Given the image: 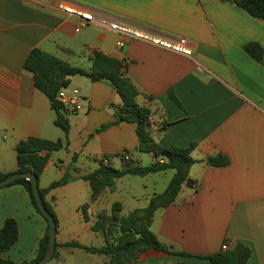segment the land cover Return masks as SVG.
Masks as SVG:
<instances>
[{"label":"crops","instance_id":"crops-1","mask_svg":"<svg viewBox=\"0 0 264 264\" xmlns=\"http://www.w3.org/2000/svg\"><path fill=\"white\" fill-rule=\"evenodd\" d=\"M60 3L167 38L185 37L193 55L180 56L129 41L99 24L76 32L79 20L58 10ZM253 42L264 49V21L222 0H0V174L17 172L16 148L21 141L60 138L51 128L56 113L49 98L24 69L30 52L40 48L86 71L92 67L94 54L103 53L127 63V74L140 90L137 103L151 111V133L156 142L180 148L196 144L192 157L198 162L190 171L196 186H184L173 205L155 213L152 232L172 251L198 257L242 243L252 251L247 264H264V56L257 62L247 54L245 45ZM72 84L78 85L85 107V128L79 139L82 148L72 149V138L66 140L76 166L56 161L54 152L39 178V188L45 190L68 174L74 181L62 187H83L90 202L75 208L70 237L57 197L62 187L46 194L45 201L57 216L59 246L51 260L57 264H68L70 257L81 253L92 257L82 249L64 247L68 242L97 248L105 245L104 240V244L89 246L87 239L99 235L92 231L93 222L114 203H105L108 189L92 201L90 184L81 177L99 167L82 171V155L101 165L108 156L128 151L140 163L155 162L152 155L138 151L136 124L112 125L98 132L117 121L112 106L121 104L109 83H93L76 75L71 77ZM219 154L227 156L230 164L211 167L209 159ZM152 197L145 199L144 207L120 203L130 214L146 208ZM85 205L89 221L81 211ZM9 218L19 225V240L4 258L19 264L34 261L48 224L21 185L0 190V229ZM140 264L211 263L150 250Z\"/></svg>","mask_w":264,"mask_h":264},{"label":"trees","instance_id":"trees-1","mask_svg":"<svg viewBox=\"0 0 264 264\" xmlns=\"http://www.w3.org/2000/svg\"><path fill=\"white\" fill-rule=\"evenodd\" d=\"M232 3L246 11L255 19L264 21V0H222ZM247 54L257 62H261L264 56V49L258 43L245 45ZM24 69L30 72L34 78L35 87L45 94L50 102L52 109L56 113L55 125L62 129L66 134L69 132V122L67 114L57 100V96L63 88L71 85V77L83 75L88 77L91 82H107L116 91L121 99V104L114 106L117 110V121L111 125L102 126L100 131H105L112 125L122 123L136 124L137 136L139 139L138 151L153 156L155 162L150 165H142L134 159L128 151L113 155L122 161V168L117 169L113 166L110 158L108 164L101 163L100 167L89 174L83 175L81 179L90 184L92 201H96L106 189H112L116 180L126 175H136L145 177L159 172L173 170L174 176L165 191L154 195L149 205L144 209H138L130 213L127 217H121L123 205L116 202L112 205V216L110 233L113 227L119 229L120 236L116 241L110 242L108 233L105 232L106 225L100 221L92 226V231L105 235V245L101 248L87 247L77 241L64 244V247L82 249L94 255L107 256L109 261L106 264H137L139 254L156 250L161 253L173 256L190 257L208 260L211 264H247L252 256L249 247L242 243L236 244L233 249L221 251L207 257L192 256L184 252H175L159 240L157 235L152 232L151 226L155 213L160 209H165L175 203L184 186L195 187L196 181L190 177L191 168L198 162L192 157L196 144L192 143L186 148L175 146H162L156 142L151 133V111L146 107H141L137 103L140 90L133 83L127 74V63L121 62L116 58L109 57L103 53H96L92 58V67L89 71L72 67L67 62L52 56L40 48H34L24 63ZM173 100L175 99L172 95ZM68 142L63 140H46L42 138H29L21 141L16 148L18 170L16 173H33L38 179L44 172L51 155L67 149ZM76 160V158H74ZM230 164L227 156L219 154L209 159L211 167H226ZM12 174H0V181ZM74 181L70 175H66L60 181L53 182L47 189L41 190V195L47 211L55 218L57 216L53 208L45 201V196L51 190L65 186ZM21 185L28 193L31 203L36 211L41 215L33 196L32 184L25 178H20L12 182L9 186ZM88 205L81 211L86 221L88 217ZM99 214L100 219H105ZM44 218V217H43ZM46 220V219H45ZM47 222V220H46ZM48 224V222H47ZM49 224L44 237L42 238L37 257L34 261L20 264H36L41 261L47 250L49 235ZM19 240V225L13 218L5 221L3 228L0 229V264H19L4 258L5 252L9 251ZM59 245H56V248ZM56 257V252L55 256Z\"/></svg>","mask_w":264,"mask_h":264},{"label":"rangeland","instance_id":"rangeland-1","mask_svg":"<svg viewBox=\"0 0 264 264\" xmlns=\"http://www.w3.org/2000/svg\"><path fill=\"white\" fill-rule=\"evenodd\" d=\"M71 87V86H70ZM72 87H78L77 84H72ZM115 108L112 106V109ZM55 113H53V116ZM81 114L78 118V116ZM79 114H67V117L70 122L71 130L69 132V135H67L62 129L59 127H56L55 125H51V128H54L55 132L60 136V138H55V140L61 139L64 141L71 140L72 138V149H81L80 145V136L81 131L83 128H85V117L83 112H80ZM101 128V127H100ZM100 128L98 130H100ZM109 129V128H108ZM107 130V129H106ZM105 130V131H106ZM99 132V131H98ZM104 132V131H100ZM84 134V133H83ZM82 134V135H83ZM59 136H52V137H59ZM81 147V148H80ZM71 148L62 150L60 152H57L54 154L53 158L58 161L61 160L63 163H72L71 159L73 158V154L71 152ZM94 149V148H92ZM145 158H147L148 155H143ZM81 161L79 163V167L82 169V171H93V169L100 167V163L94 160H87L85 155H82ZM108 158L111 159L112 164L115 168L121 169V160L119 158H113V155L108 156ZM82 163V164H81ZM143 165H147L148 163L146 161L141 162ZM72 165H75V163H72ZM76 166V165H75ZM94 167V168H93ZM197 171V169L194 170V172ZM174 176L173 170H168L167 172L159 173L156 175H152L150 177H142V176H136V175H130L124 178H119L116 180L115 186L112 189H108V198L106 199L105 203L112 205L115 202H127L128 205H136V207H144L146 204L145 199L147 197H152L153 193L155 194H161L165 191L166 187L170 183ZM147 195V196H146ZM150 195V196H149ZM60 201V209L65 216V226L66 233L71 237V234L73 233L74 229L73 226V220H74V212L75 208L78 206H81L82 204H86L90 202V198L81 186H67L62 187L58 191V196ZM127 209V208H126ZM105 219H100V216L98 215L96 219L94 220L93 224L100 221L106 225V229L104 231L108 233L110 242L116 241V239L120 236L118 227H113V232L110 233V227L109 226L111 222V216H112V207L109 208V210H106L102 214ZM130 214L125 213V210L120 213L121 217H127ZM106 234V233H105ZM105 235L103 233H99V235H93V237L87 239V244L89 246L96 245L97 243L104 244V240L106 241ZM147 252L141 253L137 257V264L141 263L142 257ZM84 253H81L79 257L73 256L69 258L68 264H106L108 263L109 259L107 256L104 255H83ZM84 256H90V257H84ZM48 264H57L56 261H50Z\"/></svg>","mask_w":264,"mask_h":264},{"label":"built area","instance_id":"built-area-1","mask_svg":"<svg viewBox=\"0 0 264 264\" xmlns=\"http://www.w3.org/2000/svg\"><path fill=\"white\" fill-rule=\"evenodd\" d=\"M58 10L79 20L75 29L76 32H80L82 29L92 24H99L102 27H107L118 33L124 39L129 41L142 42L180 56L192 57L193 55L189 40L185 37L167 38L139 27L115 21L107 16L97 14L92 10L78 8L73 5L60 3L58 4ZM118 46L122 47L123 43L119 42ZM199 71H201L200 68ZM57 100L66 114H77L83 112L85 109L82 94L76 87H68L60 90ZM151 120L152 118L150 117L149 121ZM103 163L108 164L109 162L107 159H104ZM222 250L227 251L229 248L225 245L222 247Z\"/></svg>","mask_w":264,"mask_h":264},{"label":"water","instance_id":"water-1","mask_svg":"<svg viewBox=\"0 0 264 264\" xmlns=\"http://www.w3.org/2000/svg\"><path fill=\"white\" fill-rule=\"evenodd\" d=\"M20 178H25L32 184V191H33V196L35 198V201L37 203V206L40 209L41 214L43 217L47 220L49 224V229H48V235H49V241H48V246L46 250V254L44 258L39 261L36 264H48L55 256L56 252V234H57V222L55 218L47 211L44 201L41 195V190L39 188V179L31 172L29 173H14L7 178L3 179L0 181V190L9 186L12 182H14L17 179Z\"/></svg>","mask_w":264,"mask_h":264}]
</instances>
